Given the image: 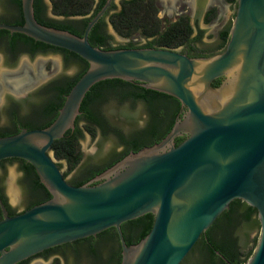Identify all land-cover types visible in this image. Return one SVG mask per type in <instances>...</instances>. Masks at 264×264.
<instances>
[{"label":"water","instance_id":"95a60500","mask_svg":"<svg viewBox=\"0 0 264 264\" xmlns=\"http://www.w3.org/2000/svg\"><path fill=\"white\" fill-rule=\"evenodd\" d=\"M108 3L80 36L37 22L33 0H21V24L0 22V29L66 49L88 64L51 123L0 136V160L29 163L50 194L14 215L0 198V264L109 227L117 232L119 264H180L234 199L253 207L259 223L244 264H264V0H236L223 49L206 56L168 47L91 45L88 32ZM111 78L170 95L184 110L158 142L73 185L63 177L51 144L74 128L90 87ZM178 136L183 139L175 144ZM145 213L152 214L149 231L126 244L121 223Z\"/></svg>","mask_w":264,"mask_h":264},{"label":"trees","instance_id":"16d2710c","mask_svg":"<svg viewBox=\"0 0 264 264\" xmlns=\"http://www.w3.org/2000/svg\"><path fill=\"white\" fill-rule=\"evenodd\" d=\"M91 5L92 0H52L51 12L54 15L63 17V19H57L45 17L43 14L44 5L40 0H34L33 13L35 19L40 24L67 30L80 36L89 18L85 17L78 20L70 17L87 13ZM140 6L142 8H140ZM98 7L99 6H97L94 11H96ZM21 23L22 19L15 22V24ZM112 23L118 33L123 37L130 36L140 28L144 37L149 38V43L154 44L155 47L174 48L182 44H187L189 56L210 55L203 53V50L196 47L195 44L201 37H190V30L186 21H169L161 28V19L156 17L155 8L151 0L128 1L120 12L113 15ZM96 26L95 24L87 35L89 43L99 46L102 49H111L106 46H109L108 37L99 34L96 30ZM0 35L8 38V45L11 48L15 47L17 44H23L31 54L37 51L45 52L47 50H56L62 53L65 60L72 59L79 63L78 72H76L74 76L64 78L60 82L50 84L49 87H47V96L38 103L35 110V115L38 117L37 121H35V123L21 122L22 126L26 129L47 126L55 118L59 107L62 105L65 94L87 68V62L73 52L36 41L22 33L0 29ZM227 38L228 30L225 29L220 32V50L223 49ZM131 43V41L127 42L128 45ZM104 45L105 47L103 48L102 46ZM219 81L220 79H215L212 85H217ZM108 96H113L120 101L125 99H130L132 102L142 101L147 111L144 125L141 128L135 127V116L129 112L127 113L125 109H119V115L123 118L124 124L127 128L133 130H131L129 134H124L119 130L120 127L117 126L118 130L114 131L115 139L117 144L122 145V148L109 155L103 162L86 167L84 173L78 178L67 180L73 185L86 183L96 174L121 159L128 152H135L143 146H148L159 141L170 129L180 107V103L176 98L162 92L144 88L134 82L124 81L118 78L100 80L94 83L85 93L79 107L80 113L75 119L74 128L72 130H66L61 138L55 139L52 142L51 151L56 159H65L69 167L75 166L80 161L81 152L77 148V139L82 135V130L78 125L80 120L84 122V127L91 135L94 133V128H99L102 135L109 133L112 123L94 108L95 104H101ZM11 121L20 123L15 113ZM121 126H124L123 123ZM19 130L20 129L15 132L0 131V136L11 135ZM182 139L183 136L176 137L174 139L175 144L179 143ZM20 160L22 161L21 165L23 171L29 179L28 185L30 189L37 190L40 193L41 197L38 202L50 198L49 192L40 183L33 167L24 160ZM62 175L64 177L65 172H62ZM0 197L9 211V215H14L15 213L9 210V206L2 196L1 190ZM242 222L243 225L246 226L252 224L259 226L256 210L247 205L244 201L234 199L230 202L229 207L222 211L212 224L200 234V237L188 252L191 253L193 250H197V256L190 264H244L253 248L246 250L236 243L233 229ZM151 223V213H145L137 218L121 223L120 228L125 243L133 244L139 241L149 231ZM126 228L131 231V233H126ZM110 234L113 236L112 241L115 247L108 249L106 254H102L101 248L104 246L105 240ZM74 243L83 244V246L86 247L93 257V264L120 263L121 247L114 227H109L96 234V236L77 239ZM98 243L101 245L98 246ZM187 257L188 254L180 264H184ZM20 262L21 261L15 264H20Z\"/></svg>","mask_w":264,"mask_h":264},{"label":"flooded vegetation","instance_id":"af4514ba","mask_svg":"<svg viewBox=\"0 0 264 264\" xmlns=\"http://www.w3.org/2000/svg\"><path fill=\"white\" fill-rule=\"evenodd\" d=\"M34 1V0H33ZM42 4L44 5V11L43 14L47 18H56V16L51 12V2L52 0H40ZM109 2L106 6L104 12L100 15V17L97 19V21L91 26V28L96 24V30L99 34L105 35L108 37V40L111 38L108 32L106 31V23L110 25V27L118 33L116 28L114 27L112 23V18L115 13H118L122 10L124 5L127 4L130 0H92V5L89 9V11L85 14H78L71 16L70 18L73 19H82L85 17H88L89 21L105 4V2ZM144 1V0H142ZM153 3V6L155 8V15L157 18L161 19L158 16V5L160 3H167L170 16H172V20L170 22H176V21H186L189 30H190V37L191 36H202L205 32L204 28L201 26L206 25L210 23L213 19L217 18L219 14H223L224 12V4L228 3L233 8L236 5V0H151ZM19 2V4H18ZM49 3V6L47 5ZM98 7V9L95 10V8ZM126 7V6H125ZM140 8H142L140 6ZM50 11V15H48L47 11ZM142 12V11H141ZM22 19V11H21V0H0V22L1 23H7V24H15L17 20ZM86 21V23H87ZM85 23V25H86ZM81 25V24H80ZM165 23L161 20V28H163ZM85 27V26H84ZM230 25L227 27L226 25H222L221 28L217 29V36L219 37L218 42L215 46V48H208L198 45V43H201L200 40L195 44L198 49L203 50V53L211 54L214 52H217L220 50V32L223 30H228ZM90 28V29H91ZM212 29V27H210ZM84 29V28H83ZM90 31V30H89ZM89 33V32H88ZM119 34V33H118ZM133 34H137L143 37V42H132L130 45L127 44V42H115L109 40V46L106 45L109 48H126V47H155L154 44L149 43V38L144 37L143 32L139 29L135 31ZM121 36V35H120ZM123 37V36H122ZM0 46L3 47L2 49V58L4 60V64L7 66L2 68L0 67V110H3L8 115V118L10 119V122L0 127V131H9V132H15L18 129L24 128L22 126L23 122L28 123H35L37 121L38 117L35 115V110L38 105L46 96H47V87H49L50 84H56L63 80L64 78H69L74 76H67V75H60L57 78L51 79L46 81L43 84H40L42 81L46 80L49 75H47L46 72H44V66L43 63L45 60L43 58H37L33 63L28 62L25 59H19L17 61V57L20 54H23L27 57H32L36 54H44L47 52L50 53H58L60 56H63L60 51L56 50H47L45 52L37 51L34 54H31L25 45L23 44H17L15 47L11 48L8 45V38L6 36L0 35ZM103 48L105 47L102 46ZM101 48V47H100ZM174 49L178 50L179 52L187 53L188 54V47L187 44H182L177 47H174ZM34 69V70H33ZM78 72V71H77ZM18 78H20V82L14 83ZM220 79L219 83L222 81L223 76L216 78ZM215 80V79H214ZM213 80V81H214ZM212 81V82H213ZM2 82V83H1ZM135 84H138L134 82ZM39 84V85H38ZM139 85V84H138ZM2 100V101H1ZM114 100L115 104L121 106L119 109H125L127 113H131L134 115L131 105L125 104L124 106L122 104L125 103V101L131 102L130 99H125L123 101H120L119 99L108 96L101 104H95L94 108L99 111L100 113V107L102 104H104L107 101ZM142 102V101H140ZM143 103V102H142ZM128 106V107H127ZM146 108V107H145ZM25 109V110H24ZM119 109H117L118 114ZM24 110V111H23ZM184 110V108L179 107L177 116H180L181 112ZM146 111V110H145ZM23 112V113H21ZM15 113V116L19 118V122L21 123H15L11 121V118L13 117ZM120 116V115H119ZM147 116V111H146ZM120 119H123L120 117ZM146 119V118H145ZM144 119V122H145ZM112 126L110 125L109 133L113 135L115 138V130H118L117 126L120 127L119 130L123 132L124 134H129L131 132L130 128H127L126 131L121 128V126L114 121H111ZM123 123V122H121ZM144 125V124H143ZM138 128V127H137ZM136 128V129H137ZM99 129V128H97ZM158 142V141H157ZM120 149L122 148V145H119ZM119 149V150H120ZM16 161L19 165L20 171L24 174L26 180H27V186L29 187V179L27 175L24 173L22 168V161L19 158H6L0 160V166H3L6 162H12ZM81 161V159H80ZM79 161V162H80ZM59 167H61V163H59ZM88 167V166H87ZM30 189V187H29ZM33 192H38L37 190H32ZM39 193V192H38ZM40 194V193H39ZM2 196L5 199L4 194L2 193ZM29 201L27 204H25L22 209H14L11 208L9 205V210L13 213H18L25 208H27L29 205L38 202L39 198ZM1 198V197H0ZM2 200V199H1ZM6 201V199H5ZM7 203V202H6ZM5 205V204H4ZM6 207V206H5ZM7 209V208H6ZM7 209V213H8ZM9 214V213H8ZM243 222L233 229V233L236 239V243L239 245L240 243V232H243L244 234L245 229L242 228ZM239 230V231H238ZM126 233H131L127 228L125 229ZM96 236V235H95ZM113 236L111 234L106 238V241H111ZM76 241V240H74ZM74 241L62 243L59 245L52 246L50 248L44 249L36 254H33L23 260H21L20 264H29L30 262L32 264H38V262H48L49 264H57L59 263L60 259L62 258L61 264H91L93 263V257L90 254V252L86 249L85 246H80L79 244H75ZM101 245L98 243V246ZM65 249H68L70 252L69 255H66ZM221 256V255H220Z\"/></svg>","mask_w":264,"mask_h":264},{"label":"rangeland","instance_id":"374dc122","mask_svg":"<svg viewBox=\"0 0 264 264\" xmlns=\"http://www.w3.org/2000/svg\"><path fill=\"white\" fill-rule=\"evenodd\" d=\"M49 6V3H47ZM235 6L232 8L230 4H224V12L223 14H219V16L213 19L210 23L201 26L204 28L205 32L201 36V43L198 45L208 48H215L219 37L217 36V29L221 28L222 25H226L227 27L231 24V20L234 14ZM48 15H50V11H47ZM169 8L167 3H160L158 5V16L161 20L166 24L172 20V16L169 15ZM57 19H63L62 16H56ZM212 27V29L210 28ZM106 31L112 38V41L115 42H143L144 39L142 36L133 34L128 37H122L116 31H114L108 23H106ZM111 38L109 39L111 41ZM3 47L0 46V67L4 68L7 65L4 64L3 56H2ZM37 58H43L45 62L43 63L44 72L47 73L48 78L42 81L40 84L45 83L48 80L59 77L60 75L72 76L79 69V63L76 61L69 59L65 60L63 56H60L58 53H42L36 54L32 57H27L23 54H20L17 57V61L19 59H25L30 63H33ZM34 70V69H33ZM20 78H18L14 83L20 82ZM39 85V84H38ZM2 101V100H1ZM114 100H110L101 105L100 110L102 114L109 120L117 122L120 126L123 122L124 126H121L124 131H126L127 127L124 124V121L120 119L117 109L121 108V106L114 103ZM131 105V107L135 116V127L141 128L144 124V119L146 118V108L145 105L140 101L135 102H126L122 104ZM128 107V106H127ZM25 110V109H24ZM23 110V111H24ZM23 113V112H21ZM10 122L8 115L3 110H0V127L7 125ZM79 127L82 130V135L77 139V148L81 152V161L78 162L75 166L69 167L65 159H56L59 163H61V172H65L64 178L66 180H73L78 178L84 173V170L87 166H94L106 159L112 153L118 151L120 146H118L116 139L111 134L102 135L100 130L94 128L93 134L91 135L86 128L84 127V122H78ZM10 175V177H9ZM9 183L12 185L13 190L15 192V197L12 199L8 194V186ZM0 190L4 194L7 204L14 209H22V207L27 204L29 201L34 200L40 196L38 192H33L27 186V180L20 171L19 165L16 161L6 162L3 166H0ZM242 228L245 229V234L240 232V243L239 245L246 250L253 248L255 241L258 236L259 226L257 225H242ZM239 231V230H238ZM82 246L83 244H79ZM115 247L114 242L111 240L106 241L104 246L101 248V253L106 254L108 249ZM67 252L66 255H69L68 249H65ZM197 256V250H193L191 253H188V257L184 264H190L195 257ZM62 258L59 263L61 264ZM33 263V262H32ZM31 262L29 264H32ZM38 264H49L48 262H38ZM87 264V263H85ZM93 264V263H91Z\"/></svg>","mask_w":264,"mask_h":264},{"label":"bare ground","instance_id":"6f19581e","mask_svg":"<svg viewBox=\"0 0 264 264\" xmlns=\"http://www.w3.org/2000/svg\"><path fill=\"white\" fill-rule=\"evenodd\" d=\"M2 83V82H1ZM8 194L9 196L13 199L15 197V192L13 190V187L12 185L9 183V186H8Z\"/></svg>","mask_w":264,"mask_h":264}]
</instances>
